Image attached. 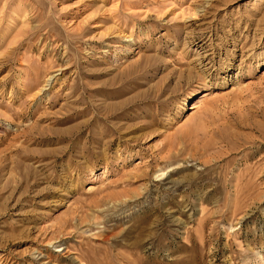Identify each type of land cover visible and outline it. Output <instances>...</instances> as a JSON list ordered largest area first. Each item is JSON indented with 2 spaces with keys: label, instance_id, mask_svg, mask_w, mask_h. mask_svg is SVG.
<instances>
[{
  "label": "rangeland",
  "instance_id": "obj_1",
  "mask_svg": "<svg viewBox=\"0 0 264 264\" xmlns=\"http://www.w3.org/2000/svg\"><path fill=\"white\" fill-rule=\"evenodd\" d=\"M0 264H264V0H0Z\"/></svg>",
  "mask_w": 264,
  "mask_h": 264
},
{
  "label": "bare ground",
  "instance_id": "obj_2",
  "mask_svg": "<svg viewBox=\"0 0 264 264\" xmlns=\"http://www.w3.org/2000/svg\"><path fill=\"white\" fill-rule=\"evenodd\" d=\"M201 104H202V100L200 99V100H198L196 103H195V105H192V109L193 108H198L199 106H201Z\"/></svg>",
  "mask_w": 264,
  "mask_h": 264
}]
</instances>
